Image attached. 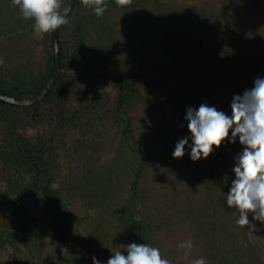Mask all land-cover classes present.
Segmentation results:
<instances>
[{
  "label": "trees",
  "instance_id": "16d2710c",
  "mask_svg": "<svg viewBox=\"0 0 264 264\" xmlns=\"http://www.w3.org/2000/svg\"><path fill=\"white\" fill-rule=\"evenodd\" d=\"M106 4L97 18L80 3L60 27L62 69L45 99L20 105L0 98V264H93V256L131 243L162 254L161 237L180 218L208 264H264V225L249 214L256 228L238 226L226 203L234 157L243 150L239 139L197 162L188 147L181 159L172 155L191 136L189 106L207 104L231 116L233 96L264 78V0ZM33 24L12 0H0V92L33 98L55 73L54 32L41 37ZM143 56L162 67L172 102L157 139L135 132L140 70L104 72L122 58L134 66ZM204 59L217 70L205 74ZM116 136L117 155L103 159ZM178 161L192 167L208 193L197 207L138 190L147 168L166 164L172 171ZM35 195L44 204L39 215L29 204ZM79 203L98 212L82 213Z\"/></svg>",
  "mask_w": 264,
  "mask_h": 264
},
{
  "label": "clouds",
  "instance_id": "9594fccd",
  "mask_svg": "<svg viewBox=\"0 0 264 264\" xmlns=\"http://www.w3.org/2000/svg\"><path fill=\"white\" fill-rule=\"evenodd\" d=\"M79 2L92 9L97 18L107 10L106 0ZM115 3L124 7L131 0H115ZM12 4L19 8L23 19L34 20V34L41 37L66 25L71 10L63 0H12ZM3 64L4 60L0 58V65ZM230 106L231 116L207 104H201L198 109L189 106L185 119L191 136L181 138L172 155L181 159L188 147L191 149V160L197 162L201 158L207 159L214 149L220 148L226 141L235 144L238 138L243 150L234 157L235 166L231 171L235 178L226 191V203L238 213L235 220L238 226L255 229L256 225L249 220V214H252L253 220L264 225V78L257 77L250 89L235 94ZM229 179L227 175L224 176L225 185ZM192 248L191 240L178 245V251H183L186 257L190 256ZM92 260L93 264H101L95 256ZM106 264H170V261L162 257L157 247L147 243H131L124 245L122 251L112 252ZM191 264L208 262L200 257L193 259Z\"/></svg>",
  "mask_w": 264,
  "mask_h": 264
},
{
  "label": "rangeland",
  "instance_id": "374dc122",
  "mask_svg": "<svg viewBox=\"0 0 264 264\" xmlns=\"http://www.w3.org/2000/svg\"><path fill=\"white\" fill-rule=\"evenodd\" d=\"M191 2H200L202 0H188ZM184 2V0H183ZM186 3V1H185ZM188 3V2H187ZM134 14L133 19H135ZM72 22V20H71ZM149 57L143 56L141 59H135L134 66L128 58H122L121 60L113 63L112 65L104 68L105 73H111L115 75H126L130 71H139L137 87L142 91L143 101L134 109V123L135 132L137 135L146 136L147 138L157 139L160 137L158 134L159 128L164 125L169 111L172 109V102L166 96L164 82V71L160 65H156ZM217 60V58H216ZM218 64L213 59L201 62V66L204 69L205 74H211L217 70ZM168 91V89H167ZM29 125V124H28ZM30 126V125H29ZM32 123L31 130L34 131L35 127ZM112 145L108 146L103 155V159L111 160L119 151V138L114 137ZM83 160L77 158L76 163L82 164ZM173 171V172H172ZM168 170L166 164H159L158 166H150L146 170V174L142 180L141 190L145 194V189H148L150 193L156 198L172 197L174 201H178L181 205H194L199 206L208 196L205 188L196 179L195 174L191 166H184L178 161L175 163L173 170ZM20 178L19 175H16ZM16 183V181H13ZM10 189H12L10 185ZM169 195V196H168ZM36 201L37 195L33 196ZM40 199V198H39ZM36 202H30V207H33L32 213L39 215L40 211L44 209L42 200ZM173 205V204H172ZM80 212L89 210L92 214H96L98 211H93L91 207L82 206L80 203ZM172 207V206H171ZM182 210L183 207L179 206L178 210ZM91 214V215H92ZM91 223H87L90 226ZM192 231L188 224L181 218L178 219L176 224L166 230L161 237L163 241L162 257L170 261V264H191L193 259L203 257L201 252L193 245L190 256H184L183 251H178V245L182 242L191 240ZM112 254L103 252L100 255L101 264H106L107 260ZM204 258V257H203Z\"/></svg>",
  "mask_w": 264,
  "mask_h": 264
},
{
  "label": "water",
  "instance_id": "95a60500",
  "mask_svg": "<svg viewBox=\"0 0 264 264\" xmlns=\"http://www.w3.org/2000/svg\"><path fill=\"white\" fill-rule=\"evenodd\" d=\"M80 4L79 0H72L67 6H70V12L68 15ZM68 17V16H67ZM54 45H55V54H56V70L52 78L47 83L45 89L38 95L33 98H20L17 96H12L7 93L0 92V98L7 100L11 103L20 104V105H34L41 102L47 97L50 93L58 75L61 72L62 64L60 58V28L54 31Z\"/></svg>",
  "mask_w": 264,
  "mask_h": 264
}]
</instances>
